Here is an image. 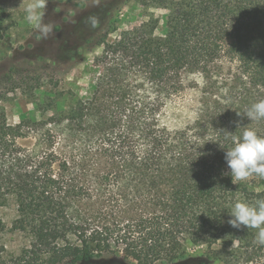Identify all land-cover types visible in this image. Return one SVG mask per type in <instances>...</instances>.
<instances>
[{"label": "trees", "instance_id": "1", "mask_svg": "<svg viewBox=\"0 0 264 264\" xmlns=\"http://www.w3.org/2000/svg\"><path fill=\"white\" fill-rule=\"evenodd\" d=\"M133 1L165 9V30L151 12L109 39L111 13L91 50V94L50 118L70 135L48 128L22 146L36 124H9L0 106V203L15 198L13 226L31 236L16 254L0 246V264H169L190 245L220 264H264L255 230L228 223L237 199H264V179L235 184L225 160L244 129L264 136V120L243 113L264 100V0ZM15 24L0 6V40ZM187 86L193 116L173 124Z\"/></svg>", "mask_w": 264, "mask_h": 264}, {"label": "rangeland", "instance_id": "2", "mask_svg": "<svg viewBox=\"0 0 264 264\" xmlns=\"http://www.w3.org/2000/svg\"><path fill=\"white\" fill-rule=\"evenodd\" d=\"M30 2L0 0V6L16 23L0 40V106L9 124L26 120L36 124V130L17 138L18 144L27 147L33 146L36 137L45 138L48 128L53 129V134L73 132V127L65 122L54 126L50 118L69 101L91 94V50L113 11L117 10L119 20L109 39L128 22L151 12L161 18L156 33L165 30V9L154 8L149 3L140 6L133 0H48L43 20L51 30L45 36L25 18L24 8ZM196 94V88L187 86L176 98L172 108L175 113L170 117L173 124L183 123L193 116L192 99ZM16 216V201L10 196L0 203V246L5 255L18 253L31 240L29 233L14 228ZM74 264L135 263L103 254L85 257ZM169 264L220 263L206 258L204 247L190 245L182 259Z\"/></svg>", "mask_w": 264, "mask_h": 264}, {"label": "clouds", "instance_id": "3", "mask_svg": "<svg viewBox=\"0 0 264 264\" xmlns=\"http://www.w3.org/2000/svg\"><path fill=\"white\" fill-rule=\"evenodd\" d=\"M47 3L48 0H31L24 8L28 23L45 36L51 30L43 20ZM243 113L250 121L264 120V100L252 103ZM225 160L235 184L254 175L264 179V136L253 128L244 129L233 145L226 149ZM229 213L231 218L228 223L231 227L255 230L254 242L264 246V199H256L251 203L237 199Z\"/></svg>", "mask_w": 264, "mask_h": 264}]
</instances>
